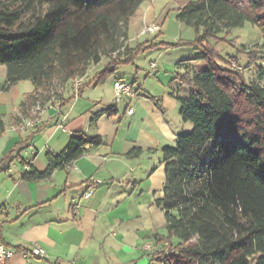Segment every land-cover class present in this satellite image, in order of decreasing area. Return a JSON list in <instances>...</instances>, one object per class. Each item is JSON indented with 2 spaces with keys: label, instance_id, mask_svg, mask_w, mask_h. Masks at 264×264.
I'll use <instances>...</instances> for the list:
<instances>
[{
  "label": "trees",
  "instance_id": "16d2710c",
  "mask_svg": "<svg viewBox=\"0 0 264 264\" xmlns=\"http://www.w3.org/2000/svg\"><path fill=\"white\" fill-rule=\"evenodd\" d=\"M143 1L0 0L3 89L27 80L33 98L60 83L65 85L60 100L67 90L70 100L76 78H81L79 95L85 85L105 81L147 49L200 50L202 54L176 64L182 71L174 78L188 95L175 98L182 120L192 128L161 149L164 183L154 201L164 213L166 236L152 240L159 248L144 253L158 264H264V0H190L175 17L192 28L191 40L130 47L129 21ZM245 22L260 30L261 44L221 57L210 40L222 42L221 35ZM240 54L246 56L244 69H253L257 80L231 69V60L240 63ZM103 57L106 65L86 82L89 65ZM197 60L204 62L203 70L185 65ZM101 144L98 135L73 134L61 152L46 153L43 171H25L23 178H44L85 148ZM15 148L1 156L0 171L13 161ZM141 152L132 148L127 155Z\"/></svg>",
  "mask_w": 264,
  "mask_h": 264
},
{
  "label": "crops",
  "instance_id": "0c3cea01",
  "mask_svg": "<svg viewBox=\"0 0 264 264\" xmlns=\"http://www.w3.org/2000/svg\"><path fill=\"white\" fill-rule=\"evenodd\" d=\"M153 1H143L131 17L126 40L130 47L166 41L160 38L166 36L162 25L190 0H168L159 9L152 5ZM152 22L160 25L158 33L137 36L142 25ZM173 25L178 32L170 34L174 39L170 42L193 38L192 28L177 19ZM147 50H158L155 55L159 60L150 61L148 68L163 67L158 92L152 93L138 82L135 67L137 96L122 98L120 103L125 102L120 110L113 102V81L123 78H114L110 85H106L107 79L93 81L70 100L71 91L67 90L64 100H60L59 112L47 110L40 122L25 132L13 130L12 125L29 116L36 98L28 96L32 85L23 80L3 89L6 71L0 65V158L16 147L13 161L0 171V244L26 249L31 242H37L46 251L44 257L25 258L17 253L3 264L150 263L141 245L166 236L164 213L154 201L162 195L164 183L161 149L174 145L178 134L168 114L180 111L175 98L180 91L170 85L176 71H182L176 64L194 58L197 51L188 46ZM107 62L108 59L97 66L103 68ZM98 71L93 74L88 70L86 82ZM130 107L133 111L128 114ZM80 132L100 136L103 144L85 148L79 157L44 178H23L25 164H29V170L43 171L46 153L61 152L71 135ZM132 148L142 152L127 155ZM88 189L91 193L83 198Z\"/></svg>",
  "mask_w": 264,
  "mask_h": 264
},
{
  "label": "rangeland",
  "instance_id": "374dc122",
  "mask_svg": "<svg viewBox=\"0 0 264 264\" xmlns=\"http://www.w3.org/2000/svg\"><path fill=\"white\" fill-rule=\"evenodd\" d=\"M167 1L168 0H154L152 2V5L156 9H159L163 6V4H166ZM174 19H176L175 16L169 15V19L167 18L164 24L162 25V31L165 32L166 36L164 37L160 36V38L168 42L174 40L172 35L173 33L178 32V30H176V27L174 26L175 24L173 25ZM152 24H155L157 26V29L152 33L151 32L143 33L144 28ZM159 30H160V25L155 22L144 24L139 29L137 36L147 37L148 35L158 33ZM220 37H221L220 39L223 40L222 42L215 43L210 40V43L213 44V47L216 50V52L223 58H226V57L229 58V56H233L238 50L241 51V50L255 49V47L257 48V46L261 44L262 42L260 30L256 26L250 24L249 22H245L242 26L229 30L227 34L225 33V35H221ZM157 51L158 50H155L154 52H152V51L147 50V51L138 53L135 56L133 63L123 64L119 66L116 73L108 76L106 85H110L113 79L117 77H122L124 80L128 82H132L134 78L136 77L135 69L138 68V80H139L138 82L146 85L145 88L149 90L150 92L152 93L158 92V90L161 89V85L158 79L162 77L163 67H160L159 66L160 64H159L158 67L160 68L157 70L156 69L150 70L148 68L150 61H156L158 63L159 60H156V55H155ZM200 54H202V52L198 50L197 55H200ZM239 58H240V63H236L235 61L231 60L230 62L231 69L244 74L247 80H250V79L257 80L256 73L254 72L253 69L245 70L243 67V65H245V62H246V56L244 54H240ZM106 59L105 57H103L101 61H106ZM192 63L193 64L191 65L190 68H193L195 71L203 70L205 68V64L202 60H197ZM1 67L2 69L5 68L3 65H1ZM101 69H102V66L99 67L93 63H91L88 67V70H90L91 72L95 70H101ZM94 73L95 72H93V74ZM91 74L89 75L90 77L92 76ZM170 88L173 90L178 89L180 91L179 92L180 95H184V96L188 95L187 88L181 86L176 79H174V82L171 83ZM64 90H65V85L60 84V83H55L53 87L50 88L49 91H47L42 96L37 95L35 99H38L40 103L43 104V97L45 95H51V93H55V92H58V95H61L64 92ZM124 102L125 100L117 104L119 110ZM168 117L170 121L172 122L171 126L173 127L175 133H178V134L186 133L191 130L192 124L190 122H184L181 118L179 111L176 110V111L169 112ZM146 243L153 244L152 241H145L141 246H144V244ZM149 264H158V263L155 260H153V261H150Z\"/></svg>",
  "mask_w": 264,
  "mask_h": 264
},
{
  "label": "built area",
  "instance_id": "2783aa9c",
  "mask_svg": "<svg viewBox=\"0 0 264 264\" xmlns=\"http://www.w3.org/2000/svg\"><path fill=\"white\" fill-rule=\"evenodd\" d=\"M157 29L155 24L149 25L144 28L143 33H152ZM153 66V65H152ZM81 80H73L71 86L74 90L75 96L77 93V88L80 85ZM115 83V95L113 102L115 104L120 103V99L122 98H130L133 99L137 96L136 86L132 82H128V84H121V80H114ZM59 103H60V95L58 92L51 93V95H45L43 97V104L38 105L37 111H29L31 113V120L30 124H22L21 121L17 124L12 125V129L18 132H25L28 129L34 128L41 119V116L49 109H54L56 113L59 112ZM133 108L130 107V112L132 113ZM25 171L29 170V164L24 165ZM91 190L88 189L85 192V198L89 196ZM165 251L167 248V242L163 243ZM159 247L156 246L154 243L146 246H141V250L145 253H151L158 249ZM17 253H21L23 257L27 258L29 256L34 257H44L46 255L45 249L37 242H31L28 248L26 249H15V248H8L2 244H0V264H3L4 261Z\"/></svg>",
  "mask_w": 264,
  "mask_h": 264
},
{
  "label": "bare ground",
  "instance_id": "6f19581e",
  "mask_svg": "<svg viewBox=\"0 0 264 264\" xmlns=\"http://www.w3.org/2000/svg\"><path fill=\"white\" fill-rule=\"evenodd\" d=\"M76 80H81V78L79 79H76ZM115 80H121V84H128V81H125L123 79H115ZM113 90H114V95H115V83H113ZM130 99V98H129ZM122 99H120L121 101ZM38 105H42L40 103V101L38 99H35L33 101V103L31 104L30 108H29V111H37V107ZM130 112V108L127 109V113ZM30 120H31V113L29 112V116L28 117H25L22 119L21 123L22 124H30ZM83 198H85V194L83 195ZM146 245H150V243H146L144 244V246Z\"/></svg>",
  "mask_w": 264,
  "mask_h": 264
}]
</instances>
